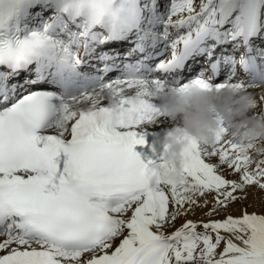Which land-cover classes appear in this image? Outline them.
<instances>
[{"label":"snow or ice","instance_id":"6c2138e0","mask_svg":"<svg viewBox=\"0 0 264 264\" xmlns=\"http://www.w3.org/2000/svg\"><path fill=\"white\" fill-rule=\"evenodd\" d=\"M198 57L211 74L184 77ZM190 82L259 91L262 119L264 0H0V264H264V213L247 206L166 231L264 190L252 145L221 122L164 179L133 150L162 116L151 99Z\"/></svg>","mask_w":264,"mask_h":264},{"label":"clouds","instance_id":"9594fccd","mask_svg":"<svg viewBox=\"0 0 264 264\" xmlns=\"http://www.w3.org/2000/svg\"><path fill=\"white\" fill-rule=\"evenodd\" d=\"M98 94V93H97ZM259 91L232 86L206 88L190 82L182 89L169 88L156 94L162 117L173 122L171 135L164 138V147L154 172L162 179L179 176L186 138L201 144L211 143L223 122L243 147L252 145V153L264 155V119L256 116ZM138 99V97H132ZM115 105L118 97L110 92L105 97ZM252 112V115H248ZM114 117L116 113H113Z\"/></svg>","mask_w":264,"mask_h":264},{"label":"bare ground","instance_id":"6f19581e","mask_svg":"<svg viewBox=\"0 0 264 264\" xmlns=\"http://www.w3.org/2000/svg\"><path fill=\"white\" fill-rule=\"evenodd\" d=\"M132 47L131 44L124 43V44H108L106 45L103 49L101 50H116L121 54L123 57V54L126 53L130 48ZM216 52L219 53L220 49L217 48ZM170 56L169 53H165L164 57L161 58H167ZM139 57V54H133L130 59H136ZM207 58L206 57H198L196 60L189 61L188 64L191 65V71L186 67L183 75L186 78H191L194 77L199 73L201 69H206V75H210V69H208L207 65ZM94 63H97L94 61ZM102 66V65H99ZM118 75L117 72H111L107 74L105 77L106 80H111L115 78ZM156 75H159L157 73ZM226 76L224 72H221L219 74V78L216 79L214 82H221L222 77ZM241 77H243V73L241 72ZM40 85V84H39ZM38 86V85H36ZM151 103L154 104L158 108L159 106V101L156 98H152ZM103 103L107 104V100L103 101ZM84 107H87L88 105H83ZM257 113V110H254ZM248 115H252V112H249ZM262 119H264V115H262ZM173 128V122H171L169 119L165 117H158V120L155 124L148 126L144 129V132L147 133V138L146 141L150 145H164V138L167 136L168 132H170ZM252 156L254 157L255 160L262 159L264 157L262 156H257L255 153H252ZM160 160V159H159ZM156 161V162H159ZM213 162H215L213 160ZM225 175H227V172H225ZM229 179H235V176H227ZM240 195L246 197L242 201H237L234 203H231L226 212H221L219 215H214L212 217H208L204 215V213L207 211V208H196L194 211V214H185L182 217L178 218L174 224L171 227H167L166 231L167 232H172L175 228L180 227L186 220H193V221H199V220H208V219H223L226 214H232L233 216H239L241 214V209L244 206H247V211L249 213L252 212H257V213H264V190L259 189L257 186H249L246 187L245 191L240 193ZM207 199L209 201L212 200V196L208 195ZM3 239V238H0ZM119 241L117 240L116 243ZM221 248L223 245L220 246ZM2 254V253H0Z\"/></svg>","mask_w":264,"mask_h":264},{"label":"rangeland","instance_id":"374dc122","mask_svg":"<svg viewBox=\"0 0 264 264\" xmlns=\"http://www.w3.org/2000/svg\"><path fill=\"white\" fill-rule=\"evenodd\" d=\"M38 87V86H37Z\"/></svg>","mask_w":264,"mask_h":264}]
</instances>
